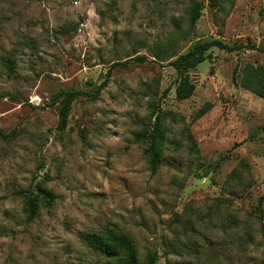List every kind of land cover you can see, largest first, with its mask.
<instances>
[{"label":"rangeland","instance_id":"374dc122","mask_svg":"<svg viewBox=\"0 0 264 264\" xmlns=\"http://www.w3.org/2000/svg\"><path fill=\"white\" fill-rule=\"evenodd\" d=\"M207 39L255 50L210 49L178 101L168 62ZM3 57L0 264H95L85 236L105 230L129 237L140 262L264 264V100L232 80L264 65V0H0ZM106 79L58 129L51 96ZM158 112L152 174L135 134ZM38 183L53 200L37 198L28 220L22 192Z\"/></svg>","mask_w":264,"mask_h":264},{"label":"trees","instance_id":"16d2710c","mask_svg":"<svg viewBox=\"0 0 264 264\" xmlns=\"http://www.w3.org/2000/svg\"><path fill=\"white\" fill-rule=\"evenodd\" d=\"M220 0H210V5L216 7ZM189 22L194 25L200 16V7L197 2H193L189 10ZM217 48L227 52L239 51L242 49L255 50L252 44L228 45L218 39H207L196 41L186 52L178 55L168 62V65L175 72L174 96L178 101L189 99L195 89L194 84L189 79V73L200 63L207 59V52ZM128 61V60H127ZM133 61L144 63V57L134 58ZM125 63V62H124ZM0 64L8 71L12 70L13 61L9 58H0ZM238 69L233 70L232 80L241 88L253 93L258 98L264 100V65H245L242 70L240 80L237 79ZM109 75V74H108ZM107 75V77H108ZM86 85L89 90H59L51 96L50 105L58 104V129H64L72 103L81 96L88 97V100H97L101 91L107 85V79L99 86L94 87L88 81ZM205 113V109L198 112V117ZM153 122L150 129L143 133L135 134L136 140L146 142L145 154L148 158V168L153 174L161 163L162 146L164 143V127L161 123V114L158 112L152 115ZM37 194L33 195L31 190L23 191L24 208L28 220L33 219L37 211V198L44 201H52L53 194L44 189L39 183L35 184ZM86 245L92 251L103 257L102 261L95 264H155L157 261L156 253L147 254L142 262L139 261L137 250L132 240L124 234L114 230H105L98 233H90L85 236Z\"/></svg>","mask_w":264,"mask_h":264}]
</instances>
